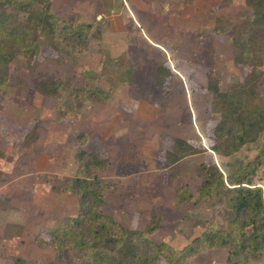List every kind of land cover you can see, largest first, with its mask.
Here are the masks:
<instances>
[{"label":"rangeland","instance_id":"obj_1","mask_svg":"<svg viewBox=\"0 0 264 264\" xmlns=\"http://www.w3.org/2000/svg\"><path fill=\"white\" fill-rule=\"evenodd\" d=\"M224 1L227 0H204L203 4L208 8L214 6L222 15L250 12L244 0H233L231 5ZM62 8L60 1L54 0L52 12L64 16L72 12ZM194 8L193 3L190 10ZM197 17L195 25L203 26L206 13ZM175 22L178 23L175 41L189 42L176 45V50L170 47L176 52V60L171 61L168 55V61L165 54L158 51L162 61L145 65V60L139 63L134 56L132 62L134 69L137 64L138 73L144 71L140 70L143 65L146 66L144 76L120 85L105 104L88 102L78 119L57 120L55 101L35 92L29 82L48 75H72L75 83L80 84L83 69L100 70L97 59L102 49L112 56L120 55L119 48L113 51L110 38L105 35L106 19L102 20L101 37L93 38L89 48L77 57L58 53L43 43L42 52L33 65L22 58L14 62L9 88L5 94L0 93V168L6 173L0 180V199L11 203V206L0 203V264H13L17 256L24 258L27 264L46 262L54 256L50 249L39 247L34 238L37 234L47 238L61 220L78 212L77 198L58 191L65 179L76 171L75 153L79 145L74 135L78 131L89 135L87 148L99 150L111 161L112 167L104 174L108 177L105 179L115 178L120 189L108 194L102 210L124 225L144 229L152 219V211L157 209L161 214L160 226L149 237L181 247L200 234L209 222L222 226L231 216L232 211L223 199L183 203L175 196V189L187 183L196 191L201 180L197 172L201 162L216 160L227 173L252 159L258 146L264 145L263 132L258 141L244 145L230 156L211 155L208 150L214 137L210 123L211 98L204 90L207 76L214 70L221 87L227 89L232 82L242 80L247 69L234 63V51L226 36L209 34L202 38L199 35L206 29L199 32L192 28L184 37L181 27L185 21L176 19ZM168 40L173 39L169 37ZM160 66L165 76L163 86L157 83ZM259 90L264 98V78ZM33 130L39 133V138L25 145V135ZM178 136L190 139L207 152L187 156L178 162L175 171L163 164ZM123 151L129 155V164L133 161L137 172V177L127 186L123 180V170H128L126 164L123 166ZM195 194L197 197V192ZM9 222L24 224L26 228L21 237L3 238L4 226ZM226 257V250L212 249L192 261L193 264H228ZM253 264H264V250Z\"/></svg>","mask_w":264,"mask_h":264},{"label":"trees","instance_id":"obj_2","mask_svg":"<svg viewBox=\"0 0 264 264\" xmlns=\"http://www.w3.org/2000/svg\"><path fill=\"white\" fill-rule=\"evenodd\" d=\"M162 13L180 16L189 0H157ZM230 1V0H227ZM54 0H0V93L5 94L12 81L14 62L18 58L34 64L43 43L52 50L77 57L89 48L93 38L101 37L102 20H88L82 12L63 18L52 12ZM249 15L222 16L208 11L209 22L203 33L226 36L234 51V63L247 69L246 76L232 82L227 89L214 70L207 76L204 90L210 94L212 135L211 155L230 156L244 145L259 140L264 132V98L259 90L264 78V0H244ZM202 29V30H203ZM201 30V31H202ZM97 67L75 77L48 75L37 77L29 86L38 94L55 101L56 119H78L90 101L107 103L120 85L135 80L134 64L128 53L112 56L102 49ZM159 67L157 83L163 86ZM2 105L0 103V114ZM1 124V120H0ZM39 138L35 130L25 135V145ZM79 148L75 153L77 168L72 177L58 187L62 194L73 195L79 202L76 215L68 216L51 230L47 238L37 234L34 242L53 251L49 261L35 264H193L192 259L212 249L227 251L228 264H253L264 250V145L255 156L233 171H225L216 160L201 162L197 172L200 183L197 197L185 183L175 189L180 202L199 204L204 200H225L232 211L222 226L209 222L206 228L181 247L166 240L149 237L159 228L161 214L152 211L144 229L124 225L114 215L102 210L109 193L119 186L105 179L110 159L97 149L86 147L89 135H74ZM207 149L190 139L176 137L168 150L164 166L175 170L182 159ZM207 152V151H206ZM4 171L0 168V178ZM196 197V199H195ZM24 225L9 223L6 239L21 236ZM13 264H27L15 257Z\"/></svg>","mask_w":264,"mask_h":264},{"label":"crops","instance_id":"obj_3","mask_svg":"<svg viewBox=\"0 0 264 264\" xmlns=\"http://www.w3.org/2000/svg\"><path fill=\"white\" fill-rule=\"evenodd\" d=\"M59 1H60V5L63 6L62 9H64L65 12L67 10H72V12L68 14L69 16L68 15L64 16L65 14H58L63 18H70L76 12H82L88 20H92L94 18L98 20L106 19L108 23L107 26L108 30L107 32H105V35L110 38L109 42L112 50L117 47L119 48V52L121 53L125 51L128 53V55L132 54L130 58L131 60H133V62L135 60L134 56L137 57L139 63H142L141 61L145 60V62H143V64L145 65L146 63L149 62L160 63L162 61V58L158 57L157 54L158 51L165 54V57L167 58L168 61H170L169 56L172 59L171 61H175L176 58L174 56L176 52H174V50H171L170 47L173 46V49L176 50V45L179 44L186 45L189 43L186 41H179V42L175 41L176 39L174 34L177 33V29H178L177 28L178 23L176 24L175 22L176 19H183L185 21V24L181 27V30L185 34L184 37H186V32L190 34L192 28H197L199 29L200 32V30H202L204 27L207 26L209 22V17H208L209 10H213L217 14H219L215 10L214 6L210 8L205 6L203 4L204 0H189V2L183 8L182 14L180 16H174L169 13H162L161 6L157 0H59ZM224 2L229 3L230 5L234 3L233 0L224 1ZM193 3L195 8L190 10V8L193 6ZM205 13H206V22L204 21L205 23L202 24L203 26H201L200 23L195 25V23L198 21L197 15L199 14L200 17ZM250 13L251 10L249 13L245 15H249ZM226 16H238V15H226ZM192 17L193 18L195 17L194 22H192ZM209 34L222 36L215 33H201L199 36H202V38H204L205 37L204 35H209ZM169 37H171L173 40L172 41L168 40ZM165 51L168 53H165ZM154 54H156V56H153ZM145 65L141 67L143 69L140 70H144L141 71V73H138L139 71L137 68V64L135 65V69H134L135 78L138 77L139 75L144 76L143 73L146 72ZM157 67L158 64H156V71L158 69ZM173 72L175 73L176 69H173ZM148 75L149 74H147V76ZM169 75L171 74L169 73ZM128 156L129 155L125 151H123V166L124 164H126V166L128 167V170L125 171L123 170V180L125 182V186L129 184L130 180L137 177L136 169L133 168L134 163H131L133 162L131 161L130 162L131 165L129 164L130 160ZM111 167L112 165L110 162L109 168ZM105 174H107V172ZM104 176L106 177V175ZM4 177H6V173L3 174L0 180H3ZM107 178L108 177H106V179ZM114 179L110 178L109 181L120 184L117 180ZM137 182L138 181H136V183ZM125 186L123 188H125ZM134 199L139 200L137 198ZM0 203L6 206H11V203L4 198L0 199ZM9 223H19V222H9ZM19 224H23V223H19ZM6 225L4 226V229ZM25 228L26 227L24 226V231ZM21 236H14L11 239ZM3 238L5 240H11L5 238L4 230H3Z\"/></svg>","mask_w":264,"mask_h":264}]
</instances>
